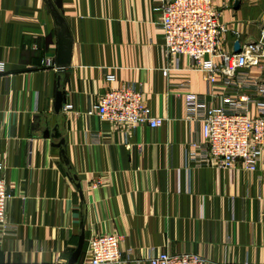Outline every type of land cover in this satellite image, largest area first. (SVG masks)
Returning a JSON list of instances; mask_svg holds the SVG:
<instances>
[{
    "label": "crops",
    "instance_id": "0c3cea01",
    "mask_svg": "<svg viewBox=\"0 0 264 264\" xmlns=\"http://www.w3.org/2000/svg\"><path fill=\"white\" fill-rule=\"evenodd\" d=\"M161 1L62 0L72 51L60 73L45 66L58 54L54 0H0V162L11 197L0 264H68L83 230L77 264H90L89 244L103 234L121 238L118 264H149L151 250L197 254L208 264H264V168L188 160L203 140L202 123L189 118L180 87L190 82L191 92L216 106L223 86L166 52ZM212 2L227 30L222 52L259 41L264 0ZM248 72L264 81V56ZM124 87L142 93L162 127L127 135L86 115ZM58 90L66 103L56 114Z\"/></svg>",
    "mask_w": 264,
    "mask_h": 264
},
{
    "label": "built area",
    "instance_id": "2783aa9c",
    "mask_svg": "<svg viewBox=\"0 0 264 264\" xmlns=\"http://www.w3.org/2000/svg\"><path fill=\"white\" fill-rule=\"evenodd\" d=\"M159 28L164 35V47L171 56L191 60L192 68L203 75L211 85L222 83L219 105H209L191 92V83L181 89L186 92L185 102L189 118L202 123V141L193 143L189 161L196 166L228 170L240 166L253 172L264 168V81L252 78L248 72L264 56V30L259 41L244 45L238 54L224 53L220 48L227 32L220 21V13L212 0H162ZM220 63H218V61ZM45 66L59 72L51 60ZM4 64L0 63V73ZM215 89H213V94ZM217 91V90H216ZM65 111L73 110L66 105ZM122 127L129 135L134 129L148 125L162 127L164 120L151 115L141 92L124 87L105 93L98 105L86 113ZM95 141L98 137L95 136ZM0 162V226L6 227V209L10 200L7 184L2 176ZM121 238L114 234L95 236L89 244L90 264H118L121 261ZM133 252L128 253V258ZM149 264H208L197 254H170L151 250Z\"/></svg>",
    "mask_w": 264,
    "mask_h": 264
},
{
    "label": "water",
    "instance_id": "95a60500",
    "mask_svg": "<svg viewBox=\"0 0 264 264\" xmlns=\"http://www.w3.org/2000/svg\"><path fill=\"white\" fill-rule=\"evenodd\" d=\"M237 4V2H236ZM52 11L54 14V17L56 19L57 25L59 26L60 30L58 33L59 38V44H58V54L56 58V66L59 68V72H63L70 64L71 59V51H72V43L70 39V34L68 32V29L65 27V22L60 14V11L62 9V0H54V2L51 4ZM240 52V46L238 43L234 44L233 47V53L238 54ZM66 103V97L62 90H58L56 94V101H55V112L56 114H59L63 108V105ZM64 140H61L59 144H57L58 147L64 146ZM64 160L66 164H69V161L66 157L65 151H62ZM85 246V230L82 231L79 242L76 250L73 252L71 258L69 259L68 264H77L81 254L83 252Z\"/></svg>",
    "mask_w": 264,
    "mask_h": 264
}]
</instances>
